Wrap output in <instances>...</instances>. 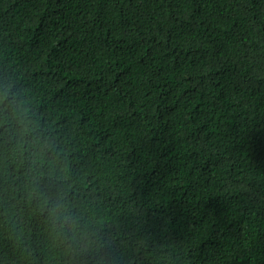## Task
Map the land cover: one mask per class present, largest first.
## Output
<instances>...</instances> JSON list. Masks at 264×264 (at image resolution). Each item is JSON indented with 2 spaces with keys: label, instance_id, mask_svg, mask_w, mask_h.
Wrapping results in <instances>:
<instances>
[{
  "label": "trees",
  "instance_id": "1",
  "mask_svg": "<svg viewBox=\"0 0 264 264\" xmlns=\"http://www.w3.org/2000/svg\"><path fill=\"white\" fill-rule=\"evenodd\" d=\"M5 85L80 226L0 145V264H264V0H0Z\"/></svg>",
  "mask_w": 264,
  "mask_h": 264
},
{
  "label": "clouds",
  "instance_id": "2",
  "mask_svg": "<svg viewBox=\"0 0 264 264\" xmlns=\"http://www.w3.org/2000/svg\"><path fill=\"white\" fill-rule=\"evenodd\" d=\"M0 145L10 146L14 155L27 163L32 177L29 195L36 199L42 216L49 227L71 239L80 226L67 189L58 187L62 182L54 171L53 148L50 138L39 125L30 101L11 85L0 87ZM45 167L49 168L47 173ZM47 178L52 183L45 186Z\"/></svg>",
  "mask_w": 264,
  "mask_h": 264
}]
</instances>
